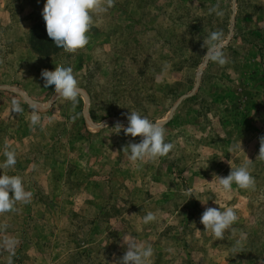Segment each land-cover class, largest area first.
<instances>
[{
    "label": "rangeland",
    "instance_id": "1",
    "mask_svg": "<svg viewBox=\"0 0 264 264\" xmlns=\"http://www.w3.org/2000/svg\"><path fill=\"white\" fill-rule=\"evenodd\" d=\"M44 3L0 0V164L17 160L0 172L32 195L0 213V264H119L129 239L146 264H264V0H114L74 52L47 36ZM68 66L75 103L41 75ZM130 111L165 128L167 155L129 159L141 137L115 125ZM245 164L253 187L224 190ZM208 207L236 211L222 239Z\"/></svg>",
    "mask_w": 264,
    "mask_h": 264
},
{
    "label": "clouds",
    "instance_id": "2",
    "mask_svg": "<svg viewBox=\"0 0 264 264\" xmlns=\"http://www.w3.org/2000/svg\"><path fill=\"white\" fill-rule=\"evenodd\" d=\"M113 4L114 0H45L42 16L47 36L59 49L68 52L84 48L89 43L87 34L93 27L94 14L107 13ZM219 40V34H212L205 55L207 59L223 65L226 60L219 47ZM41 75L45 81V87L53 89L55 94L66 100L74 103L77 101L80 88L72 67H59L55 72L44 70ZM37 121L38 117L33 116L32 122L35 124ZM127 121L126 127L117 123L115 133L123 129L125 135L141 137L140 142L129 143L125 147L131 161L154 160L167 155L173 148L172 143L166 142L165 128L160 123L150 120L138 111H130ZM100 126L102 125H97V127ZM4 156L6 159L3 164H0V169H9L16 165L15 152L5 151ZM218 182L226 191L230 190L233 184L242 189H248L253 187L254 178L245 164L231 169L225 177H218ZM31 199L32 195L25 190L21 177L0 172V213L10 212L17 202L27 204ZM155 219L156 216L152 212L143 217L144 223ZM237 219L236 211L231 207L223 210L220 207H208L202 213L200 222L204 228L211 229L217 239H222L225 230L229 229ZM7 243L9 247H12L15 242L10 240ZM152 255L151 246L138 244L134 239H129L119 264H146Z\"/></svg>",
    "mask_w": 264,
    "mask_h": 264
},
{
    "label": "trees",
    "instance_id": "3",
    "mask_svg": "<svg viewBox=\"0 0 264 264\" xmlns=\"http://www.w3.org/2000/svg\"><path fill=\"white\" fill-rule=\"evenodd\" d=\"M43 24V23H42Z\"/></svg>",
    "mask_w": 264,
    "mask_h": 264
}]
</instances>
